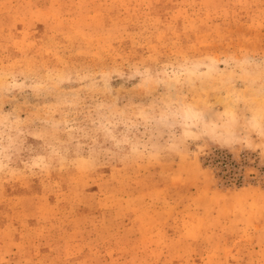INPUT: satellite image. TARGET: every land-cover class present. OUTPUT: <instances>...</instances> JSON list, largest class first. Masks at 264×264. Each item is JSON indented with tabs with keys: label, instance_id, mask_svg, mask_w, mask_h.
<instances>
[{
	"label": "rangeland",
	"instance_id": "374dc122",
	"mask_svg": "<svg viewBox=\"0 0 264 264\" xmlns=\"http://www.w3.org/2000/svg\"><path fill=\"white\" fill-rule=\"evenodd\" d=\"M0 264H264V0H0Z\"/></svg>",
	"mask_w": 264,
	"mask_h": 264
}]
</instances>
